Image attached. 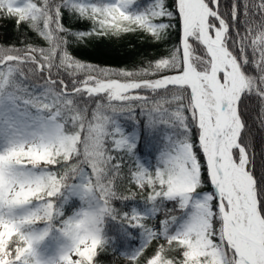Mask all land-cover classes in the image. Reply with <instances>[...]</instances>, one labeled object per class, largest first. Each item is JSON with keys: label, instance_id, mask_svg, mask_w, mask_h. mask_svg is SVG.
<instances>
[{"label": "snow or ice", "instance_id": "6c2138e0", "mask_svg": "<svg viewBox=\"0 0 264 264\" xmlns=\"http://www.w3.org/2000/svg\"><path fill=\"white\" fill-rule=\"evenodd\" d=\"M0 18L41 42L0 45V264H97L109 222L139 233L126 264H264V0H0ZM126 33L176 42L131 69L69 50ZM138 117L163 128L154 165L121 124Z\"/></svg>", "mask_w": 264, "mask_h": 264}, {"label": "trees", "instance_id": "16d2710c", "mask_svg": "<svg viewBox=\"0 0 264 264\" xmlns=\"http://www.w3.org/2000/svg\"><path fill=\"white\" fill-rule=\"evenodd\" d=\"M64 25L73 31L86 30L90 27L87 21H82L76 17L65 13ZM29 40L41 43L36 35L26 28L18 30L15 24L5 18H0V45L20 44ZM176 42V36L173 34L168 43H156L146 40L138 33H126L119 36L108 35L104 37H93L83 42H73L70 46L71 53L81 62L98 65L101 67H110L113 69L134 68L142 65L148 60L158 57L167 51ZM121 124L126 132H131L135 127L138 129L136 147L134 149L137 158L145 166L154 165L155 158L158 155L159 148L163 145V128L158 130L148 129L144 125L143 118H139L135 125L132 121L121 120ZM253 145L258 153L264 151V132L253 128ZM126 171V169H125ZM206 187H209L206 185ZM118 190L124 191V184L118 183ZM79 202L73 200L66 206L67 214H70L73 207L78 206ZM116 207H121L119 201H115ZM133 206L142 207V203L137 197L134 201H129L126 208ZM166 207L171 208V203ZM109 235L115 236L116 252L108 250L100 253L97 264H126V261L119 255L124 248H134L139 244V233L135 229H128V235L120 231V225L109 222L107 225Z\"/></svg>", "mask_w": 264, "mask_h": 264}, {"label": "rangeland", "instance_id": "374dc122", "mask_svg": "<svg viewBox=\"0 0 264 264\" xmlns=\"http://www.w3.org/2000/svg\"><path fill=\"white\" fill-rule=\"evenodd\" d=\"M136 134H137V129L135 128Z\"/></svg>", "mask_w": 264, "mask_h": 264}]
</instances>
